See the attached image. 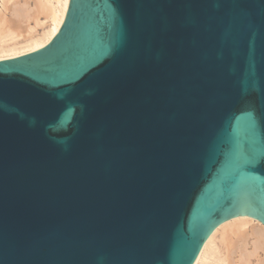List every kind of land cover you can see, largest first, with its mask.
Listing matches in <instances>:
<instances>
[{
    "label": "water",
    "instance_id": "1",
    "mask_svg": "<svg viewBox=\"0 0 264 264\" xmlns=\"http://www.w3.org/2000/svg\"><path fill=\"white\" fill-rule=\"evenodd\" d=\"M264 225V0H70L0 60V264H195Z\"/></svg>",
    "mask_w": 264,
    "mask_h": 264
},
{
    "label": "bare ground",
    "instance_id": "2",
    "mask_svg": "<svg viewBox=\"0 0 264 264\" xmlns=\"http://www.w3.org/2000/svg\"><path fill=\"white\" fill-rule=\"evenodd\" d=\"M70 0H0V60L37 51L58 34ZM195 264H264V225L250 217L223 223Z\"/></svg>",
    "mask_w": 264,
    "mask_h": 264
}]
</instances>
